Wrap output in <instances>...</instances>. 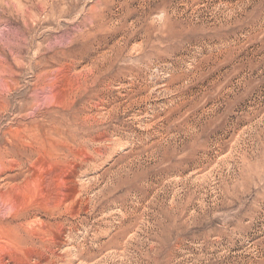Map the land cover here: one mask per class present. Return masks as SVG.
Returning a JSON list of instances; mask_svg holds the SVG:
<instances>
[{
  "label": "rangeland",
  "instance_id": "rangeland-1",
  "mask_svg": "<svg viewBox=\"0 0 264 264\" xmlns=\"http://www.w3.org/2000/svg\"><path fill=\"white\" fill-rule=\"evenodd\" d=\"M0 264H264V0H0Z\"/></svg>",
  "mask_w": 264,
  "mask_h": 264
}]
</instances>
